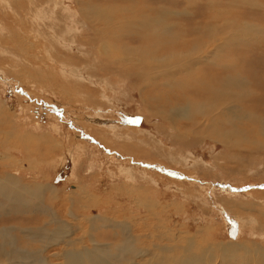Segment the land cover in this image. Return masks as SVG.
<instances>
[{
    "label": "rangeland",
    "instance_id": "374dc122",
    "mask_svg": "<svg viewBox=\"0 0 264 264\" xmlns=\"http://www.w3.org/2000/svg\"><path fill=\"white\" fill-rule=\"evenodd\" d=\"M45 1L38 0V3ZM114 1L116 0L104 1V3L112 4ZM143 1L135 0L139 9L146 6ZM165 1L169 2L165 6H171L172 10L168 15L181 17V14L184 15L181 12L186 11V2L191 0H173V3L172 0ZM245 1L251 3L240 4L237 19L253 27L254 37L250 36L249 39L264 38V0H242ZM253 1L259 7L253 8ZM157 2L159 1H153V4ZM69 4L73 5V3ZM67 5L68 0L60 6L66 8ZM219 11V6L211 9L214 14ZM49 15L51 17L52 13ZM68 16L70 14L57 15V25L62 26L66 22L72 25L73 29L74 26L79 28V32L87 29L84 21L72 17L67 20ZM233 19L236 20L234 16ZM65 46L68 49V44ZM73 49L74 53L79 54L75 46ZM85 51L89 53L90 62L84 61L82 71L85 76H95L103 83L101 85L107 90L105 95L107 100H101L100 87L84 84L85 87L78 84L80 89L77 88V91L80 94L78 92L73 94L71 103H66L63 100V94L66 92L62 90V88L66 89V85L62 79L54 82L53 85L43 84V81L40 85L39 81L19 73H26L23 65L14 64L12 70L6 65V57L0 56V65L3 68L7 67L4 70L15 75L12 77L0 72V129L2 128L0 136L3 137H0V145L2 144L0 163L4 164L3 167L0 164L2 169H0V183L11 185L7 188L9 195L6 198L4 191H0V208L7 210L3 213L0 210V257L8 250L7 240L3 238L5 231H11L10 244L19 251L24 244L20 241L23 235L19 236L17 232L19 228L26 232L28 228L47 226L50 227V232L42 234V238L48 242L53 237L56 238L57 234H61L56 232L57 228L67 230L68 236L72 235V238L74 237L72 240L75 239L76 242L74 249L66 246L67 242L60 246L48 247L42 253L43 262L47 264H63L66 254L71 250L93 251L95 244L88 236L94 233V240L97 241L98 236L99 243L124 250L125 252L122 251L124 254L121 252L124 256L127 255L125 253L128 249L123 247L126 242L139 254L145 252L141 257L138 254L139 260L132 255L128 260L124 259L123 264L127 262V264L139 262L140 264H241L244 260L241 257L230 259L231 252L225 248L227 242L229 244L236 242L238 234V243L248 242L258 246L257 254L262 260L264 258V148H260L258 154L247 155L246 151L242 150L240 156H235L234 151L217 140V132L220 129L210 118L218 114L215 112L209 116L211 109L208 102L200 104V112L197 111L194 116L185 113V104L178 106L174 109L178 114L176 128L170 129V126L164 123L156 129L155 125L160 124V120L164 121V119L159 120L151 116L147 119L148 107L143 97L150 93L148 84L143 86L147 89L141 91L137 86L133 88L132 80L125 76L121 77V74L99 72L90 64L93 62L92 59L99 62L97 56L105 57V55L101 56L102 49L92 47ZM248 60L254 71L258 73L264 71L262 56L253 54ZM107 62L114 65L116 62L123 64L125 60ZM32 65L38 70L34 62ZM36 81L37 87L34 86ZM156 83L162 84L167 81L159 80ZM160 87L159 91L163 89L162 86ZM155 88L153 91L159 92L154 90ZM259 96L264 98V93H260ZM241 103L252 107L250 94L241 100ZM96 108L101 109L108 123L117 124L118 128L115 130L125 132L128 127L144 131L142 134L134 135V143L142 141V144L134 150V153H130L133 154L132 156L139 155L141 161L121 154L119 152L121 148L129 150V143L117 139V135L109 130L102 129L105 131V134L102 133L104 142L109 139L107 143L119 151L107 149L98 137L96 138L95 134L87 129L89 126L86 124L92 122H87L86 119L94 115L93 110ZM246 121L243 120L241 124H247ZM83 126L87 128L84 129ZM183 127L184 131L179 130ZM93 131L96 133L98 130L94 128ZM118 132L121 136L120 131ZM28 138L32 140L28 141ZM25 141L27 148L24 146L23 150V145L18 143ZM188 143L192 145H187ZM152 161H156L157 164ZM236 196L241 198H234ZM17 197H20L19 202ZM223 199L228 204L224 205L226 210L221 205ZM147 201L154 203L153 207L148 208L154 210L155 215L149 216L150 212L148 214L144 210L142 203ZM144 216L151 217V220L143 222L140 218ZM92 222L96 223L94 225L97 232H90ZM111 223L115 227L116 225L121 227L120 230H113ZM122 229L132 233L128 236L130 239L123 235ZM108 234L111 237H107ZM81 238L83 243L78 244ZM189 244L196 246L187 250ZM160 245L163 248L164 246L177 248L178 251H171L170 254L153 251L156 249L155 246ZM42 248L40 245L37 246L35 252L44 251ZM257 254L250 262L253 259L257 260ZM191 258L193 261L187 262Z\"/></svg>",
    "mask_w": 264,
    "mask_h": 264
},
{
    "label": "bare ground",
    "instance_id": "6f19581e",
    "mask_svg": "<svg viewBox=\"0 0 264 264\" xmlns=\"http://www.w3.org/2000/svg\"><path fill=\"white\" fill-rule=\"evenodd\" d=\"M104 1L109 0H68L67 7L62 8L61 3H66L67 0H46L44 3L39 2L40 4L38 0H0V56L6 57V59H3L7 61L6 65L12 70L15 65H23L26 73H19L39 81L40 85L42 81L43 84L53 85L54 82L62 79L66 85V89L62 88L66 92L63 94V100L66 103H71L73 94L77 92L80 94L77 91L78 84H90L100 87L101 100L105 99L107 90L101 85L102 82L95 76H85L82 71L84 61L85 63L90 62L88 61L90 58L89 53L85 50L87 48L92 49V47L102 49L101 56L105 55V57L97 56L99 62L97 63L95 59H92L93 62L90 65L102 73L109 72L112 75L121 74V77H127L134 83L133 88L137 86L141 91H145L149 87L150 93L143 97V101L148 107L147 119L150 116L159 118V120L164 119V121L160 120V124L155 125L156 129H159L164 123L169 125L170 129L176 128L178 114L174 109L178 106L185 104V113L188 116H194L197 111L200 112V104L208 102L211 109L209 116H212L215 112L218 114L210 118L213 124L220 129L217 132V140L229 150L234 151L235 156H240L242 150L246 151L247 155L258 154L260 148H264V98L259 96L260 93H264V71L261 70L260 74L254 71L248 60V57L254 54V56H262L264 63V38L249 39L250 36L254 37L252 36L253 27L237 19L240 4H250L251 1L204 0L203 2V0H191L186 2L187 8L186 11L181 12L184 14H181V17L168 15V12L172 10L171 6H165L166 3H169L165 0H146L145 2L142 0L146 6L142 5L144 7L141 9L135 4V0H116L112 4H105ZM153 1L159 2L153 4ZM69 3H73V5L71 6ZM254 5L253 8L259 7ZM216 6L220 7V11L214 14L211 9ZM200 12L203 14H199ZM49 13H52V18ZM62 14H70L67 20L72 17L84 21L87 29L79 32V28L77 29L74 26L73 29V26L66 22L62 26L57 25L58 18L56 16ZM233 16L236 20L233 19ZM66 44H68V49L65 46ZM74 46L79 54L74 53ZM118 59H124L125 62L123 64L116 62L114 65L107 62ZM33 62L38 66V70L33 67ZM3 66L5 65L3 64ZM0 68H2L0 69L1 74L15 77L11 72L4 70L7 67L3 68L0 65ZM258 69L260 68L258 67ZM159 80H166L167 83H156ZM37 81L35 87L38 86ZM146 84H148L147 88H143ZM84 86L86 87V85ZM160 86L163 88L161 91H159ZM154 87H156L154 90L159 92L155 93L156 91H153ZM249 94L252 107L246 105V103H241V100ZM93 113L94 115L92 114L86 119L87 122L93 124L87 123L86 125L89 127L83 126V128H87L94 133L107 149L119 151L107 143L109 139L104 142L103 134H105V131H102V129L109 130L117 135V139L129 143V150L128 148H121L122 150L119 151L121 154L135 157L137 161H141L139 155L134 154L132 156L133 154L130 153H134V150L142 144V141L134 143V135L142 134L144 131L129 129L128 127H125L127 129L125 132L115 130L118 128L117 124L108 123L109 121L105 120L101 109L96 108ZM162 114L166 115L163 116ZM243 120H247V124L242 125ZM94 128L98 130V133L93 131ZM180 129L184 131L185 128ZM118 131H120L121 136L118 135ZM30 140L32 139L28 138V141ZM18 144H22L24 150L26 141ZM187 145L192 144L188 143ZM247 161L250 162V160ZM152 162L157 164L156 161ZM1 166L3 167L4 164H1ZM150 180L152 179L150 178ZM9 185L10 183H0V191H4L5 198L9 195V192H7ZM16 190L18 191V189ZM33 190L32 188V192ZM53 193L55 194L56 191ZM226 196L228 197V195ZM234 198L241 197L236 196ZM19 200L20 197H17L18 202ZM225 204H227L225 200L221 201L222 207L226 210ZM142 205L148 214L150 212L149 216L155 215L154 210L148 208L154 206L152 201L144 202ZM0 210L2 213L7 211L1 208ZM140 220L143 222L145 220L150 221L151 217L144 216ZM94 224L96 223H90L92 228L90 232L98 231H96ZM111 226L113 230H120L121 228L117 225L115 227L112 223ZM38 227L28 228L26 232H23L20 228L18 229L19 236L20 234L23 235V237H20V241L24 243L19 251L10 244L11 231L6 229L3 238L7 240L8 250L0 257V264H47L43 262L44 256L42 253L48 247L60 246L67 242L66 246L74 249L75 239L73 241L74 237L72 238V235L68 236L67 230L57 228L56 232L61 234H57L56 238L53 237L48 242V240L42 238V234L48 232L50 227ZM122 231L127 238L132 234L126 229H122ZM94 235L88 236L91 237L90 241L95 244L93 251L91 249H86L84 252L71 250L66 254L63 264H123L122 261L124 259L128 260L132 255L139 260V257L145 254V252L139 254L134 251L133 247L126 242L124 245L122 244L124 249L128 248L127 253H125L127 254L125 255L126 258L123 255L124 250L117 249L116 246L113 248L111 245H102L101 242H98V236L97 241L93 239ZM45 237L47 238V236ZM78 241V244L83 243L82 238ZM238 241L239 234L235 243L229 244L227 242L226 244L225 248L231 252L230 259L241 257L244 260L241 264H264V258L261 260L258 257L259 250L256 244H249L248 242L244 244L238 243ZM39 245L44 248V251L42 248V251L35 252L36 247ZM195 246L189 244L187 250H191ZM155 247L156 249L153 251L165 254L178 251L177 248L172 249L167 246H164V248L161 245ZM65 250L67 249L65 248ZM138 254L139 257L137 258ZM255 254H257V260L253 259L250 262ZM192 261V258L187 260V262ZM137 264H140V262Z\"/></svg>",
    "mask_w": 264,
    "mask_h": 264
}]
</instances>
